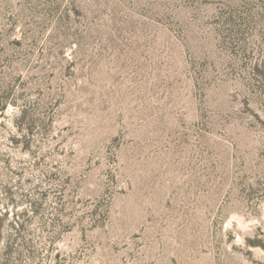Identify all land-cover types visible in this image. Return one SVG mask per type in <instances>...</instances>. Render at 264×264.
Instances as JSON below:
<instances>
[{
    "label": "rangeland",
    "instance_id": "obj_1",
    "mask_svg": "<svg viewBox=\"0 0 264 264\" xmlns=\"http://www.w3.org/2000/svg\"><path fill=\"white\" fill-rule=\"evenodd\" d=\"M8 94L12 264L264 263V0H0Z\"/></svg>",
    "mask_w": 264,
    "mask_h": 264
},
{
    "label": "trees",
    "instance_id": "obj_2",
    "mask_svg": "<svg viewBox=\"0 0 264 264\" xmlns=\"http://www.w3.org/2000/svg\"><path fill=\"white\" fill-rule=\"evenodd\" d=\"M10 95L11 94H8L4 98H0V116L5 114L9 105H14L15 103ZM35 203L36 202H31V205L34 206V214L38 212ZM29 222L30 216L26 211L20 213L14 212L12 216L9 211L0 212V247L4 244L6 246L4 251H0V264H12L14 257L19 256L16 247L18 246V242L24 245V242L27 241L23 234ZM253 245H259L264 248V244L259 242H254Z\"/></svg>",
    "mask_w": 264,
    "mask_h": 264
}]
</instances>
